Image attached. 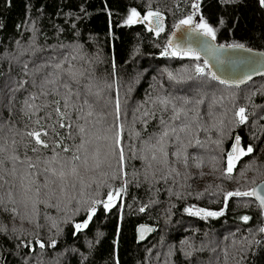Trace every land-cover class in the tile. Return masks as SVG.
I'll use <instances>...</instances> for the list:
<instances>
[{
    "label": "trees",
    "instance_id": "1",
    "mask_svg": "<svg viewBox=\"0 0 264 264\" xmlns=\"http://www.w3.org/2000/svg\"><path fill=\"white\" fill-rule=\"evenodd\" d=\"M133 9L159 12L162 30L125 23ZM188 16L216 45L264 52L260 0H0V264H264V212L227 195L264 180V77L226 86L195 53L173 54ZM55 101L72 127L42 137L69 148L50 163L54 145L26 133L59 119ZM237 136L253 151L229 173ZM141 223L154 231L137 245Z\"/></svg>",
    "mask_w": 264,
    "mask_h": 264
},
{
    "label": "water",
    "instance_id": "2",
    "mask_svg": "<svg viewBox=\"0 0 264 264\" xmlns=\"http://www.w3.org/2000/svg\"><path fill=\"white\" fill-rule=\"evenodd\" d=\"M153 31H160L163 27V18L159 21L153 17ZM166 45L174 53H195L207 67L209 76L226 86L242 87L252 80L264 77V52L243 48L221 47L214 40L204 36L193 24L173 27L166 39ZM232 152V151H231ZM230 152H228L227 156ZM255 189L264 195V180L256 184ZM258 208L264 212L256 197L251 196ZM154 229L148 224H138L134 228V237L137 245L144 243L153 233Z\"/></svg>",
    "mask_w": 264,
    "mask_h": 264
},
{
    "label": "snow or ice",
    "instance_id": "3",
    "mask_svg": "<svg viewBox=\"0 0 264 264\" xmlns=\"http://www.w3.org/2000/svg\"><path fill=\"white\" fill-rule=\"evenodd\" d=\"M260 3H261L262 6H264V0H260ZM192 7L194 9H198V5L195 4V3L192 5ZM153 16H155L157 18V22H158L159 18H160V13L159 12L149 11L148 14L143 17V19L144 20H150V18L153 17ZM137 22H140L139 14L136 12L135 9H133V10H131V13L128 16V18L125 21V23L133 24V23H137ZM220 23H221V25H223L224 21L221 19ZM179 24L180 25H191L192 24V16H188L186 19L181 20L179 22ZM195 27L198 28V29H201L204 36L211 37L213 40L216 38L215 30L212 27H210L206 22H204L203 19H201V22L198 23ZM161 30H162V28H161ZM221 47H224V45H221ZM227 47H230V48H243L244 45H242V44H230ZM173 54H175V53H173ZM196 58L199 59L198 56ZM196 71H197V73H202L203 69H201L198 66ZM215 78L216 77L213 75V79H215ZM221 83H224V81H221ZM55 104L57 106L55 107L54 111L57 114V116L59 117V119L54 124H49V125L42 124L41 120L37 119L35 121V123H36V125H38V129H34V130L28 131L26 133V136L31 138L29 142L32 143L34 141V145H36V146H40L42 148L47 149V148L50 147V142H51L52 145H54V147L52 148L54 154H53L52 157L49 158V162L50 163L59 162L60 159H61L60 153L56 152V149L60 148V149H62L63 152H68L69 148L63 147L62 141H56V140H51L50 141L49 139H42V137H49V130L48 129H51L53 133H55L56 135H59V133L56 131V125H58L59 128H64V127L71 128L72 127V125H70V124L66 125L64 123V121L68 118L67 111H63V112L61 111V108L59 106L60 105L59 101H55ZM83 104L88 106L89 108H91V105L89 104V101L87 99L84 100ZM29 107H32V106L30 105ZM68 107H69V102L66 99L65 102H64L65 110ZM80 110L81 111L83 110V106L81 107ZM244 113H245V109L244 108H240L239 111L236 113V115L239 117L240 123H244L245 120H246V116H245ZM92 114H93L92 111H88L87 112V116H92ZM79 131L80 132H84V128L80 127ZM164 135L166 136L167 132H165ZM239 144H240V138H239V136H237L236 137V143L233 145L232 152H230L229 155H228V168H227V171L229 173L232 171L233 167L235 166L234 160H238L241 156L247 155L248 153H251L253 151L251 146H249L247 148V150L245 151L244 149L239 147ZM36 146L32 147L31 150L33 152H39L40 148L36 147ZM81 147H82V145H81ZM3 152H4V148L0 147V153H3ZM237 153H239V155H236ZM11 159L12 160H17L18 157L13 156V157H11ZM79 159H80V157L77 156V155H73V157H72V160H79ZM123 160H124V154H123V151L121 150V152H120V161L123 162ZM2 164H3V160L0 159V165H2ZM28 167L29 168H33V167H35V165H33L32 163H29ZM45 172H50L52 177H57L58 176L61 179L65 175V173H64L62 168L59 171L57 169H55V168H46ZM71 174H73V175H77L78 174L77 173V168L75 166H73L71 168ZM0 179H3V177L0 176ZM51 182L54 183L55 181L53 180ZM2 186L3 185H0V187H2ZM45 186H47V184ZM120 191L121 190H117L115 195L118 196ZM227 195L228 196H232V195H236V196H253V197H256V199L259 200L261 207H264V195H261V193H259L255 189H253L250 192H235V193H228ZM113 199H114L113 192H109L108 193V202L104 204V207L106 209L111 207V201ZM93 203L94 204L95 203H100V201H94ZM141 211H144V209L141 208ZM188 211L191 212L190 209ZM94 212H95V208L93 207L89 211V214H88V219L89 220L91 219V216H92V214ZM199 212H203V210L202 209L198 210V213ZM220 214H222V213H213V212H205L204 213L205 216H216V215H220ZM242 219L244 221H247L249 219V217L245 216V217H242ZM87 223H88V221L85 220L83 224H77L75 227H76L77 230H79L82 227H86ZM260 231L264 232V228H261ZM41 247H43L42 244H41Z\"/></svg>",
    "mask_w": 264,
    "mask_h": 264
},
{
    "label": "rangeland",
    "instance_id": "4",
    "mask_svg": "<svg viewBox=\"0 0 264 264\" xmlns=\"http://www.w3.org/2000/svg\"><path fill=\"white\" fill-rule=\"evenodd\" d=\"M148 13H145L142 17L139 16L141 22L143 23V25L145 26L146 29H150L152 28L151 26L153 25V17L150 18V20H144L143 17L146 16ZM98 103H101V99L99 98V101ZM258 117V114L257 116ZM197 154L200 156V157H205V155L202 153V152H197ZM236 155H239V153H237ZM236 160H234L235 162ZM227 165H228V159H227Z\"/></svg>",
    "mask_w": 264,
    "mask_h": 264
}]
</instances>
